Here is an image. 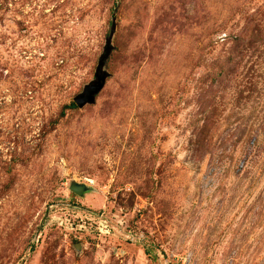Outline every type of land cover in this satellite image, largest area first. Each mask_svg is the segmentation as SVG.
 <instances>
[{"label": "rangeland", "instance_id": "1", "mask_svg": "<svg viewBox=\"0 0 264 264\" xmlns=\"http://www.w3.org/2000/svg\"><path fill=\"white\" fill-rule=\"evenodd\" d=\"M0 264H264V0H0Z\"/></svg>", "mask_w": 264, "mask_h": 264}, {"label": "water", "instance_id": "2", "mask_svg": "<svg viewBox=\"0 0 264 264\" xmlns=\"http://www.w3.org/2000/svg\"><path fill=\"white\" fill-rule=\"evenodd\" d=\"M108 58L109 55L107 54L101 60L97 70L96 81L88 86L85 89L84 93L76 99V104L78 105V107L84 108L87 105L94 104L97 97L105 89L108 75L103 72V68ZM72 191L78 195H84V193L87 191V188L85 186L75 185Z\"/></svg>", "mask_w": 264, "mask_h": 264}, {"label": "trees", "instance_id": "3", "mask_svg": "<svg viewBox=\"0 0 264 264\" xmlns=\"http://www.w3.org/2000/svg\"><path fill=\"white\" fill-rule=\"evenodd\" d=\"M75 107V106H74Z\"/></svg>", "mask_w": 264, "mask_h": 264}]
</instances>
